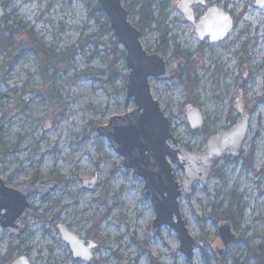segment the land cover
I'll return each mask as SVG.
<instances>
[{"label":"rangeland","instance_id":"rangeland-1","mask_svg":"<svg viewBox=\"0 0 264 264\" xmlns=\"http://www.w3.org/2000/svg\"><path fill=\"white\" fill-rule=\"evenodd\" d=\"M5 1L6 17L0 18V177L16 189L32 179L60 182L44 198L29 197L20 237L0 229V264L20 255L32 264H261L253 255L264 252V5L209 0L207 4L223 7L234 19L228 37L210 43L197 38L176 0L133 1L132 23L142 6L149 4L153 14L142 29V46L152 51L163 29L167 35L171 72L167 80L151 79L150 89L179 145L203 152L209 136L240 121L232 105L240 90L250 117L241 155L233 158L227 151L212 159L208 184L196 182L192 194L179 198L181 217L196 240L187 258L172 228L164 226L149 236L154 207L143 179L126 169L122 157L97 134L98 125L133 103L125 99V59L91 15V0ZM161 4L167 13L163 22L157 17ZM6 26L14 33L3 31ZM6 40L12 45L5 48ZM172 42L185 56L171 54ZM37 44L55 53L73 47L74 53L68 62L44 65L34 50ZM190 104L202 111L200 130L189 128L185 106ZM173 172L183 180L176 165ZM94 175L97 184L82 189V180ZM223 211L237 240L219 257L214 248L218 224L225 220L214 222L211 215ZM57 223L97 242L89 263L73 258Z\"/></svg>","mask_w":264,"mask_h":264},{"label":"water","instance_id":"water-1","mask_svg":"<svg viewBox=\"0 0 264 264\" xmlns=\"http://www.w3.org/2000/svg\"><path fill=\"white\" fill-rule=\"evenodd\" d=\"M106 15L113 36L124 49L125 66L128 69L125 85V99L133 103L131 109L123 114L109 117L105 125L96 127L97 134L105 137L116 155L122 157L126 169L143 179L145 194L154 207V217L149 226V236H156L162 227L167 226L176 232L179 240L178 249L187 258L193 254L195 238H193L181 217L179 197L192 193L194 183L199 182L205 187L211 175V160L220 158L229 150L236 157L241 152V145L247 132L248 115L228 130L221 131L207 139V148L203 152L193 151L178 146L170 130V120L161 110L159 101L153 98L150 80L163 81L168 79L170 66L165 56L149 52L142 46L140 30L130 19L127 8L122 0H96ZM177 9L186 21L193 23L195 32L200 39L207 37L210 42L225 39L233 27V17L221 6L210 5L206 14L198 23L194 22L192 5L205 4V0H178ZM254 5L261 8L264 0H255ZM4 9L0 0V18ZM238 111L243 112L241 101ZM186 115L192 130L201 129L204 123L201 109L189 107ZM44 129L51 125L48 121ZM176 165L185 174L179 182L173 174ZM97 177L82 180V189H92L97 184ZM57 187L56 181L43 184L29 180L22 189L8 187L0 177V228H7L10 235L19 237L24 232L21 216L29 205L28 198L39 194L42 198L49 195ZM61 241L68 244L70 252L77 260L89 262L93 256L91 250L95 242L89 240L88 245L79 234L73 232L63 223L56 225ZM218 237L222 248L217 251L221 255L236 236L229 222L218 224ZM10 264H32L28 256L20 255Z\"/></svg>","mask_w":264,"mask_h":264},{"label":"trees","instance_id":"trees-1","mask_svg":"<svg viewBox=\"0 0 264 264\" xmlns=\"http://www.w3.org/2000/svg\"><path fill=\"white\" fill-rule=\"evenodd\" d=\"M133 1L131 0L130 3H126L123 2L124 6L127 8L128 10V14L132 13V6H133ZM91 4V10L90 13L91 15L95 16L96 21L98 22L100 28H103L104 31H106L107 33L110 34L111 37V41L113 44V47H115V49L118 51V54L120 56V58L125 59L124 58V49H119V44L117 39L113 36L111 27L109 26V22L107 20L106 15H104L101 6L98 5V3L96 2V0H91L90 2ZM145 3V2H144ZM6 5V1L3 0L2 2V7ZM149 5V4H148ZM142 6L140 9V16L138 18V20L136 21V23H134V25L137 26V28L140 30V35L142 33V29L145 26L149 25V22L153 20V14L150 12L149 6ZM161 8L157 10V17L158 19L161 18L162 22L165 20L167 13H165V7L163 4L160 5ZM6 16H4L2 18V20H4ZM1 22V21H0ZM3 31H5L6 33H14V30L11 29V27L6 26L4 29H2ZM166 33L164 32V29L162 31V34L157 42V44L155 45L156 47L154 48V50H152L153 52H158L161 54H165L166 50L168 49V43H167V38H166ZM6 44H5V48L12 45V42L9 40H6ZM172 45H174V49L177 47V45L175 43H172ZM34 50L36 52H39L41 54V61L44 65H59L61 63L64 62H68L71 55L74 53V49L73 47H69L67 50L63 51V52H59V53H55L53 50H51L50 48H45L40 44L35 45ZM176 50V49H175ZM176 52V51H175ZM215 216V217H214ZM211 218L214 222H216L218 219H223L225 221H228L229 219V215H226L225 211H223L221 213V215H211ZM11 252L12 251H8L6 253V256L8 257V260L11 259ZM253 256H255L262 264V261H264V252L260 251L259 253H255Z\"/></svg>","mask_w":264,"mask_h":264},{"label":"flooded vegetation","instance_id":"flooded-vegetation-1","mask_svg":"<svg viewBox=\"0 0 264 264\" xmlns=\"http://www.w3.org/2000/svg\"><path fill=\"white\" fill-rule=\"evenodd\" d=\"M178 0H176L175 2H176V9H177V2ZM206 1V3L205 4H202V3H199V4H197V5H192L191 6V9H192V11L194 12V22H196V23H198L197 21H199L200 19H201V17L202 16H204L205 14H206V9L208 8V6H210V5H214V4H207L208 3V1L209 0H205ZM199 6H201V7H203V6H206L205 7V9H204V12H200L199 11ZM178 10V9H177ZM179 12V11H178ZM228 12H230V11H228ZM181 13V12H180ZM231 13V12H230ZM182 14V13H181ZM232 14V13H231ZM182 16H183V18H184V15L182 14ZM233 17V16H232ZM184 20L186 21V19L184 18ZM234 20V19H233ZM186 22H188V23H190L193 27H194V31H195V26H194V24L193 23H191V22H189L188 20L186 21ZM134 24V23H133ZM233 25H234V23H233ZM233 28V27H232ZM231 32V31H230ZM196 33V32H195ZM197 34V33H196ZM228 37V36H227ZM141 38V37H140ZM197 38L199 39V40H205V39H207V41L208 42H210L209 41V39L207 38V37H205V38H203V39H200L199 37H198V34H197ZM141 40V39H140ZM169 43V42H168ZM173 43V42H172ZM210 43H214V42H210ZM169 45V44H168ZM170 47V45L168 46V49H170L169 48ZM144 48H146V47H144ZM147 49V48H146ZM168 49L166 50V53L165 54H161V53H159V54H161V55H163V56H165L166 58H167V60H168V65L170 64V55H168ZM176 49V50H175ZM174 49V45H173V49L171 50V54H173V55H175V56H185L184 54H183V52L182 51H178V45H177V47ZM148 50V49H147ZM149 52H153V51H150V50H148ZM176 51V52H175ZM177 52H179V53H177ZM153 53H155V52H153ZM156 53H158V52H156ZM177 53V54H176ZM187 56V55H186ZM242 91L240 90L238 93H237V98L236 99H234V101H233V106L235 105V107H236V111H237V113L242 117V119H243V116H245V115H248V114H246L245 113V108L242 106ZM239 101H241V106H242V109H243V112L242 113H240L239 111H238V103H239ZM197 107V106H195V105H189V107ZM198 108V107H197ZM185 109H186V106H185ZM164 111V110H163ZM187 111H188V109H187ZM165 113V112H164ZM188 113V112H187ZM201 113H202V111H201ZM203 115V114H202ZM249 117V116H248ZM234 119H235V117L230 121V122H234ZM241 119V120H242ZM249 119H250V117H249ZM169 120V119H168ZM240 120V121H241ZM240 121H238V122H240ZM237 122V123H238ZM237 123H235V124H237ZM248 123H249V121H248ZM204 124H205V120H204V123H203V126H204ZM234 124V125H235ZM234 125H232V127L234 126ZM202 126V127H203ZM190 128V127H189ZM202 129V128H201ZM170 130H171V127H170ZM193 130V129H192ZM198 130H200V129H198ZM172 133H173V131H172ZM174 135V134H173ZM211 136H213V135H211ZM211 136H209V137H211ZM246 136V135H245ZM208 137V138H209ZM174 138H175V141H177V138L174 136ZM207 138V139H208ZM244 139H246V138H244ZM245 141V140H244ZM244 143V142H243ZM242 143V144H243ZM177 144H178V146H180V147H183V148H185V149H187L188 151H190V152H193L194 150H190V149H188L187 147H184L183 145H179V142L177 141ZM241 148H242V145H241ZM240 148V149H241ZM229 153H230V151L229 150H227ZM227 151H225V153L227 152ZM200 152V151H199ZM241 152H242V149H241ZM241 152H240V154L238 155V156H236V157H239L240 155H241ZM225 153L223 154V155H225ZM222 155V156H223ZM230 155H231V153H230ZM221 156V157H222ZM232 156V155H231ZM220 157V158H221ZM233 158H236V157H234V156H232ZM214 158H216V157H214ZM213 158V159H214ZM217 159H219V158H217ZM212 161V160H211ZM211 172H212V162H211ZM213 173V172H212ZM211 173V174H212ZM173 174H174V172H173ZM175 175V174H174ZM211 176V175H210ZM32 180H34V179H32ZM36 183H38L36 180H34ZM49 181H56L57 182V186L59 185V182L60 181H58V180H56V179H54V180H49ZM208 181V180H207ZM46 182H48V181H46ZM181 182V181H180ZM81 184H82V182H81ZM25 185V184H24ZM194 185H195V183H194ZM57 188V187H56ZM193 188H194V186H193ZM193 188H192V192H193ZM51 193V192H50ZM181 194H183V192H181ZM180 194V195H181ZM192 194V193H191ZM39 195V194H38ZM184 195V194H183ZM48 196V195H47ZM46 197V196H45ZM181 197V196H180ZM179 197V198H180ZM29 199V198H28ZM29 206V205H28ZM183 218V217H182ZM21 221H22V219H21ZM185 221V220H184ZM223 222H229V220L228 221H223ZM221 223V222H220ZM23 224V223H22ZM58 224V223H57ZM56 224V225H57ZM185 224H186V222H185ZM24 225V224H23ZM229 225H230V222H229ZM66 226H68V225H66ZM25 227V226H24ZM69 227V226H68ZM1 229V228H0ZM25 229V228H24ZM57 229V228H56ZM69 229H70V227H69ZM71 230V229H70ZM231 230H232V225H231ZM72 231V230H71ZM58 232V231H57ZM232 232L234 233V235L236 236V234H235V232L232 230ZM79 234V233H78ZM80 235V234H79ZM20 237V236H19ZM80 237L84 240V242H85V244L86 245H88V241L89 240H91L92 242H94L92 239H86V238H83L81 235H80ZM236 240H237V236H236V239H235V241H233V242H231V243H234V242H236ZM196 241V240H195ZM196 243V242H195ZM230 244V243H229ZM97 246V242H95V247ZM229 246V245H228ZM228 246H227V248H224V250H223V252L224 251H226L227 249H228ZM95 247L91 250V253H93V250L95 249ZM222 248V246H221V241H220V238H219V241H218V244L215 246V248H214V250L217 252L219 249H221ZM70 249V248H69ZM222 252V253H223ZM71 253V252H70ZM25 256V255H24ZM27 256V255H26ZM73 256V255H72ZM93 257H94V253H93V256H92V258L90 259V261L93 259ZM220 257V256H219ZM29 258V257H28ZM74 258V257H73ZM75 259V258H74ZM75 260H77V259H75ZM77 261H81L80 259L79 260H77ZM89 261V262H90ZM81 262H85V261H81ZM89 262H85V263H89Z\"/></svg>","mask_w":264,"mask_h":264},{"label":"bare ground","instance_id":"bare-ground-1","mask_svg":"<svg viewBox=\"0 0 264 264\" xmlns=\"http://www.w3.org/2000/svg\"><path fill=\"white\" fill-rule=\"evenodd\" d=\"M264 59V58H263Z\"/></svg>","mask_w":264,"mask_h":264}]
</instances>
